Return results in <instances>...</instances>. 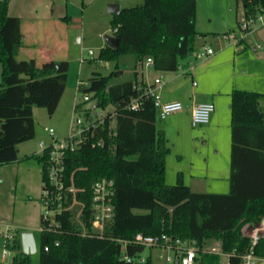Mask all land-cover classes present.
I'll list each match as a JSON object with an SVG mask.
<instances>
[{
    "label": "trees",
    "instance_id": "obj_1",
    "mask_svg": "<svg viewBox=\"0 0 264 264\" xmlns=\"http://www.w3.org/2000/svg\"><path fill=\"white\" fill-rule=\"evenodd\" d=\"M9 1L0 0V165L14 161L15 145L33 136L29 126L31 106L43 105L49 115L54 113L68 70L65 61L38 69L34 61L12 59L14 49L11 56L5 42ZM239 1L244 19L264 10V0ZM195 16L196 0H143L141 5L120 8L113 16L112 36L117 46L104 45L97 56L98 61L112 64L111 70L107 75L93 70L83 92H88L101 109L115 107V136L109 135L106 119L102 132L105 146L91 148L85 143L66 153L65 166L67 178L84 190L78 198L85 204L81 217L85 228L89 230L91 186L99 178L114 180V218L102 238L82 237L75 233L81 226L66 212L61 218V233L40 232L39 264H151L149 257L143 263L137 260L143 247L130 243L123 247L119 242H129L138 233L187 241L198 249L194 264H220V256L201 252L207 241L215 240L222 252L235 253L230 263L239 264V256L250 245L242 227L254 226L264 217L262 94L232 90L229 191L196 193L180 176L173 185L165 182L169 148L156 129L153 100L147 96L143 78L146 58H151L152 68L160 73L187 67L186 61L195 52ZM14 33L17 47L20 36L16 30ZM125 57L131 59V77L120 80V71L127 67L121 64ZM134 100L139 107L130 110ZM17 242L21 249L20 240ZM254 253L264 256V238L254 247ZM20 254L26 256L22 251ZM125 256L132 261L127 262ZM11 264L29 263L28 258L21 257L13 258Z\"/></svg>",
    "mask_w": 264,
    "mask_h": 264
},
{
    "label": "rangeland",
    "instance_id": "obj_2",
    "mask_svg": "<svg viewBox=\"0 0 264 264\" xmlns=\"http://www.w3.org/2000/svg\"><path fill=\"white\" fill-rule=\"evenodd\" d=\"M142 2L143 0L9 1L5 42L10 53L14 49L13 56L11 53L12 59L20 62L22 58L23 60L34 58L37 57L36 52L41 50V58L45 53L53 62L65 61L68 63V70L66 86L54 113L49 115L43 105L31 106L29 126L33 131V136L15 145L16 159L14 161L0 165V264H11L13 258L20 259L21 257L28 258L29 264H39L40 206L38 197L41 189V167L32 159H24L23 149L17 155L18 147L25 144L32 147L36 144L39 139L38 134L43 133V128H52L60 139L70 134L72 119L83 117L82 113L74 114L73 112V105L81 101L83 94L84 86L77 90V85L80 82L88 85L93 70L107 75L112 67L110 63L104 61L100 63L97 60L99 49L105 45L104 37L112 36L114 15L107 12L108 5L116 3L120 8H128L141 5ZM65 17L66 19H63ZM242 19L243 8L239 0H196L195 29L206 35L207 39H204V36L196 37L194 48L195 51H199L203 44L214 52L217 50L215 38L218 37V40L228 48L222 59L223 62L229 59V63H235V76H230V65L227 66L226 73L220 72L224 70L222 66L220 70L218 69L220 74L213 75L219 86L224 89L229 83L235 82L236 85L245 87L246 90L264 93V23L255 20L249 24V31L242 32L238 27ZM229 28L228 34L233 39L226 41L221 38V33ZM14 30L21 35L20 37H23L24 46L19 52L13 41V37H17V33L13 35ZM235 38H242L243 41L233 46ZM130 60V57L122 58L121 64H126L127 67L122 72L120 80L131 77L128 66ZM188 60L195 66L201 62V59H196L193 55ZM210 69L212 70H208L211 73L215 70V68ZM179 71L182 70L178 69ZM21 79L29 78L22 77ZM260 102V110L264 117V96ZM155 121L157 127L163 122L159 119ZM203 126L192 129L197 138L195 145L201 151L206 148L210 150L209 142L204 146L199 138ZM166 179H170L169 173L166 174ZM173 184L172 182L171 185ZM26 229L33 235L36 251L22 256L17 241ZM5 234L14 237L16 248L12 249L11 256L2 261L1 252L5 245L3 237ZM214 242L217 241L209 240L205 246ZM13 245L15 246V243ZM141 256L149 257L151 264H176L166 260L167 256L172 260L175 257L171 251L166 249L146 248Z\"/></svg>",
    "mask_w": 264,
    "mask_h": 264
},
{
    "label": "built area",
    "instance_id": "obj_3",
    "mask_svg": "<svg viewBox=\"0 0 264 264\" xmlns=\"http://www.w3.org/2000/svg\"><path fill=\"white\" fill-rule=\"evenodd\" d=\"M264 23V10L250 19H242L238 26L242 32L249 31V24L253 21ZM233 39V37H232ZM235 43L239 39H234ZM213 51L207 47H201L199 51L193 53L196 59H205L209 57ZM100 63H102L100 61ZM145 67H152L151 58H146ZM179 69H181L179 67ZM161 79L155 78L151 85L147 84V96L153 100L155 116L159 120L166 119L169 115L179 112L183 109V105L179 101H163L158 89L161 85ZM88 88L87 84L80 82L77 85V90ZM81 105V106H79ZM139 107V102L134 100L130 105V110H136ZM214 105L211 102H199L191 108L190 121L192 127L203 126L209 123ZM73 112L82 113L83 117H75L71 122V132L65 138H58L52 128H45L49 136V141H39V152L37 157L40 159L41 167V190L39 195L40 206V232L61 233L62 221L61 218L66 212L71 213V218L81 227L75 233L82 237H99L102 238L105 227L113 221V192L114 180L109 178H99L93 182L91 186V202L89 216V230L85 228L81 219L85 204L78 198V195L83 193V189L74 186L71 177L66 176L65 156L68 152H73L81 145L88 143L91 148L104 147L105 140L102 136L104 131V123L109 120V135L115 136V107L111 106L107 109L99 108L94 101L91 100V95L88 92H83L81 101L73 105ZM68 181V182H67ZM242 234L249 239L248 249L239 256V264H264V256H258L254 253V247L260 239L264 238V217L258 224L254 226L245 225L242 229ZM5 240L4 248L1 252V260L11 256L12 247L14 246V237L11 235H3ZM123 247L126 244H133L146 248H161L171 251L174 254V260L166 257L169 262L176 264H194L198 249L192 246L187 241L172 238L161 234L159 236H144L140 233L136 234L133 240L119 241ZM58 245V242H55ZM47 251V247H44ZM202 253L214 254L221 257L220 264H231L230 258L235 256V253H224L221 251L219 242L203 245ZM127 262L132 260L129 257H124ZM146 257L139 256L138 262L143 263Z\"/></svg>",
    "mask_w": 264,
    "mask_h": 264
},
{
    "label": "crops",
    "instance_id": "obj_4",
    "mask_svg": "<svg viewBox=\"0 0 264 264\" xmlns=\"http://www.w3.org/2000/svg\"><path fill=\"white\" fill-rule=\"evenodd\" d=\"M63 19H66V17ZM196 22L195 16V24ZM196 32V37L204 36V39H207V36L203 35V33H199L197 30ZM229 32L230 28L225 29V31L221 33V38L226 41L232 39L231 35L228 34ZM19 36L21 35L19 34ZM215 39L217 50L209 57L201 59V62L196 66L193 65L190 60H187V67L182 68L181 72L175 71L168 73H160L155 71L152 67H145L143 69V78L148 85H151L153 80L159 77L162 83L158 92L162 100L179 101L183 105V109L181 111L169 115L164 120H160L163 122L159 127L156 126V129L159 132H162L166 138L167 146L169 148V152L165 160L166 184L171 185L172 182L175 183L180 176L182 182L187 185L192 192L225 194L229 191L230 177V94L234 89H246H244L245 87L242 88L241 86L236 85L237 83L235 82L229 83V81L228 86L224 89L219 86L216 77L213 75L215 73L220 74V72L226 73L227 66L230 65V76H235V63H229V59H226L225 62H223L222 59L228 48L218 40V37ZM22 40L23 37H20L19 44L17 46L18 52L23 49L24 45ZM242 41V38H240L236 43L234 41L233 46L241 43ZM202 47L207 46L202 44ZM233 52L235 51L233 50ZM36 54L37 57L26 58V60H23L24 58H22V61L20 62L34 61L38 69L47 63L53 62L45 53L41 58V50H38ZM222 66H224V70L219 72L218 69L220 70ZM210 68H215V70L211 73L210 71L212 69ZM207 70L209 71V74L207 73ZM36 81L41 82L43 79H37ZM253 92L262 94V97L264 96L262 91ZM199 102H211L214 105V111L209 123L204 125L203 129L200 131L201 137L199 138L202 141V145L206 146L208 142L210 144V150L206 148V150H202L203 152L198 150L195 145L197 138L193 133L192 129H194V127H192L190 121L191 108ZM260 105L261 102L259 104V108ZM42 132L43 133L38 134L39 139L32 147H28L25 144L18 147L17 150L18 155V153L23 149L22 156L24 159H32L39 165V167L40 164L36 159L39 152L38 143L42 140L48 142L50 139L45 131V128H43ZM167 173L170 174V179H166ZM25 231H28V229Z\"/></svg>",
    "mask_w": 264,
    "mask_h": 264
},
{
    "label": "water",
    "instance_id": "obj_5",
    "mask_svg": "<svg viewBox=\"0 0 264 264\" xmlns=\"http://www.w3.org/2000/svg\"><path fill=\"white\" fill-rule=\"evenodd\" d=\"M120 11V7L116 3L109 4L107 7V12L110 14L116 15ZM104 43L107 46H110L112 48H116L117 46V39L113 36L111 37H104ZM120 73H122L120 71ZM20 240V245H21V251L23 254H29V253H34L36 251V246H35V241L33 238L32 233L25 231L20 234L19 237Z\"/></svg>",
    "mask_w": 264,
    "mask_h": 264
}]
</instances>
